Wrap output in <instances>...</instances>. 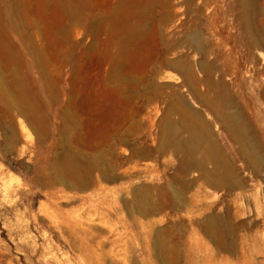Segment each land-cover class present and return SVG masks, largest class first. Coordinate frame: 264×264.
<instances>
[{
  "label": "rangeland",
  "instance_id": "1",
  "mask_svg": "<svg viewBox=\"0 0 264 264\" xmlns=\"http://www.w3.org/2000/svg\"><path fill=\"white\" fill-rule=\"evenodd\" d=\"M203 65L249 139L208 108L217 88ZM172 125L180 139L206 132L203 171H180ZM252 142L264 154V0H0V264H151L161 201L172 203L161 218L214 216L233 252L259 257L264 163L247 165Z\"/></svg>",
  "mask_w": 264,
  "mask_h": 264
},
{
  "label": "crops",
  "instance_id": "2",
  "mask_svg": "<svg viewBox=\"0 0 264 264\" xmlns=\"http://www.w3.org/2000/svg\"><path fill=\"white\" fill-rule=\"evenodd\" d=\"M171 206L161 201L149 211L151 216L156 212V220H150L151 264H230L231 253L234 264H264V252L259 257L241 249L233 252L237 244L221 239V220L214 216L190 223L161 218Z\"/></svg>",
  "mask_w": 264,
  "mask_h": 264
},
{
  "label": "bare ground",
  "instance_id": "3",
  "mask_svg": "<svg viewBox=\"0 0 264 264\" xmlns=\"http://www.w3.org/2000/svg\"><path fill=\"white\" fill-rule=\"evenodd\" d=\"M242 1L243 2H247V0H242ZM244 7H245V5H244ZM243 10L244 9H242V11ZM245 12H249V10L247 9ZM246 16H247V14H246ZM246 18L248 20V17H246ZM243 23L245 24L246 23V20ZM190 38H192L191 41H193L194 45H198L197 44L198 43V39L196 38V36H192ZM205 65H207V64H205ZM202 68H203V70H205V72L207 74V78H205L206 79V82H207V85L210 88H212L213 91L216 90V88L218 90V92H217V90L214 91V92H216L217 102L215 101L216 102L215 103L213 101L212 104H210V105L207 104L208 105V108L210 107V109H212V111H214L215 118L218 121H220V123H221L222 126H224L225 128H227L231 132V136L233 138L235 137V138H237L239 140H244L245 138L246 139H249V136H248L249 135L248 134L249 132L248 131H249V128L250 127H249L248 122H247L248 119H247V117H245V113L241 110V108H239V104H237L238 102L236 101V99L234 98V96L231 95V91H229V93H227L228 90H227V92H225L226 90L223 91V92L222 91H219L222 86L219 87L220 84L217 87L215 86V84H216V83H214L215 80H212V78H213V77L211 78V75L212 74L210 75V73H212L211 72V70H212L211 67L205 66V68H204V65H203ZM184 73H185V76L184 77H186L185 78V82L188 84V86L190 87V89L193 90L198 85L197 80L193 77L192 71L190 69H188L187 71H184ZM12 83H13V81H12ZM223 84H225V83H223ZM16 89H18V88L16 87ZM15 93H16V91H15ZM214 100H215V98H214ZM178 130H179L178 128H176L175 126L172 125L170 127V129H169V133L167 135L166 141H167L168 144L173 145V148L176 151L183 153V155L185 156V161L182 162L180 164V166H179L180 171L181 172H187L191 168H197L199 171H203V169H204L203 168V161H197L194 158V154H195L196 145L199 142L209 140V137L206 135V132H205V134L202 135V134L197 133L194 129H191V130H189L188 136L186 138L180 139L178 137ZM247 154H248V152H247ZM208 155H209L210 158H213L214 159L215 164H216L217 167H219L221 169H224L225 168V166L223 165V161H221L219 159H216L215 156H214V154H213V152H211L210 149H209V154ZM248 155H251L252 157L249 156L250 158H249V161H247V165H250V163H252L253 169L254 168H257L258 169V167L264 163V154H262L260 152L258 153L257 151H255L253 142H252V146H251V149H250V152H249ZM69 161H70V159H69ZM67 167H68V165H67ZM61 168L63 170V167H61ZM68 169L69 168H67L65 170V172ZM72 171L73 170L68 171V172H72ZM61 179H63V178L61 177ZM60 181H62V180H60Z\"/></svg>",
  "mask_w": 264,
  "mask_h": 264
}]
</instances>
